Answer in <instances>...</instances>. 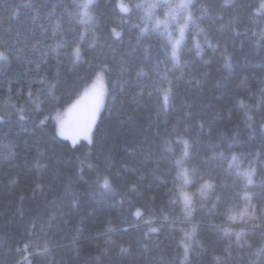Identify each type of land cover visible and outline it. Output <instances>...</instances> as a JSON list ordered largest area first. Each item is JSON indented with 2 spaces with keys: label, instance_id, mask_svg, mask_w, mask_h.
<instances>
[{
  "label": "snow or ice",
  "instance_id": "snow-or-ice-1",
  "mask_svg": "<svg viewBox=\"0 0 264 264\" xmlns=\"http://www.w3.org/2000/svg\"><path fill=\"white\" fill-rule=\"evenodd\" d=\"M2 7L0 264H264V0Z\"/></svg>",
  "mask_w": 264,
  "mask_h": 264
},
{
  "label": "trees",
  "instance_id": "trees-1",
  "mask_svg": "<svg viewBox=\"0 0 264 264\" xmlns=\"http://www.w3.org/2000/svg\"><path fill=\"white\" fill-rule=\"evenodd\" d=\"M13 0H0V15L6 14L5 9L2 7L3 4H11ZM18 2V0H17ZM243 61V57L241 58ZM262 59L261 56L256 54L249 56L246 62H243L235 68L234 72L231 76H225L222 72L215 71V67L213 68L212 78L209 83L206 85L205 93L215 89L217 92H227L231 88L235 87L236 82L241 77H247L251 81H258L260 79H264V67H261ZM18 71V68L14 65L10 71L11 74H15ZM3 95V90L0 89V96ZM136 131L146 130L148 128V113L142 112L136 116L135 123L133 125ZM4 135L3 132H0V137ZM28 139L27 135L19 130L17 127H13L10 132H8V140H11L13 143L19 145V151L21 153L20 163L25 164L24 160V152H23V143L24 140ZM6 142V141H5ZM257 147L259 146V142H254ZM247 148L251 149L252 143H248L246 145ZM28 159H31L28 157ZM5 198V194L0 192V200ZM5 227H8L10 230L15 228V225H4L0 224V230H3ZM59 255V254H58ZM131 261H135L139 259V253H136L135 256L129 258Z\"/></svg>",
  "mask_w": 264,
  "mask_h": 264
}]
</instances>
